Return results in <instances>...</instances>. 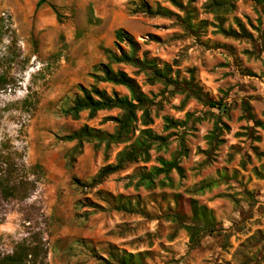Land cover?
Listing matches in <instances>:
<instances>
[{
	"label": "rangeland",
	"instance_id": "obj_1",
	"mask_svg": "<svg viewBox=\"0 0 264 264\" xmlns=\"http://www.w3.org/2000/svg\"><path fill=\"white\" fill-rule=\"evenodd\" d=\"M14 1L0 0L1 175L17 187L11 195L0 185L1 257L25 247L27 264H100L115 247L132 264H264V3L224 0L217 18L211 0H194L193 17L187 0H144L161 9L155 16L129 14L131 0H47L38 10V0ZM118 29L207 102L115 64L153 100L152 124L121 142L69 140L85 127L118 130L119 109L64 114L80 86L95 84L105 49L120 53ZM98 88L130 97L123 86ZM163 162L181 172L155 171Z\"/></svg>",
	"mask_w": 264,
	"mask_h": 264
},
{
	"label": "trees",
	"instance_id": "obj_2",
	"mask_svg": "<svg viewBox=\"0 0 264 264\" xmlns=\"http://www.w3.org/2000/svg\"><path fill=\"white\" fill-rule=\"evenodd\" d=\"M47 0H39L36 9L38 10ZM137 1H140L137 4ZM173 5L183 8V0H168ZM260 3H264V0H256ZM194 0H187V17H193L195 14V9L192 7ZM224 0H211V8L207 10L210 13H213L217 18L220 16L221 12H226L224 8ZM127 11L129 14H139L143 13L149 16L159 15L161 9H153L147 2L144 0H131L127 4ZM190 21V20H189ZM203 24H207V21H201ZM239 30L243 34H247L245 26L237 21ZM231 35H238L236 31H226ZM115 45L120 50V53L114 52L112 49H105V54L108 60V63H100L93 68V73L91 74L92 78L95 81V84L90 88H85L80 86L81 95H76L73 100V104L68 109L64 110L66 116H72L73 118H78L79 115L84 111H89L91 118L95 117L100 111H110L114 109H119L122 113L118 117H112L110 120L117 123L118 130L114 135H108L101 131L90 130L86 127L81 131L71 135L69 140L79 139L80 141L84 138L93 137L95 139H100L101 141H106L110 144V141L121 142L125 140L129 134L136 132L139 128V125L148 127L152 124L151 118V107L153 105V100L145 94L138 82L132 78L127 72L121 69H113L112 65H121L126 64L134 68L139 69L140 71L146 72L148 79L151 84L156 82H162L167 87H173L180 93H187L189 96L196 97L198 100L207 102L203 95L198 89L195 88V85L192 82L185 81V85H180L177 78L172 77V67L170 65H164L162 68L159 67L156 59H149L147 53L143 54V57L139 55L140 47L136 39L126 30L118 29L115 32ZM121 44H126L129 47V52L126 51ZM101 83H108L117 86L125 87L129 93L130 97H120L116 93L109 95L106 90L98 88V85ZM181 88L178 90L176 88ZM211 107H220V103L210 102ZM140 123V124H139ZM148 131L141 130V133H147ZM141 140L138 139L140 144ZM125 154H120L124 156ZM117 166H108L104 168L100 177L103 175H108L118 171L121 167L122 160ZM176 169L178 172H181L177 162L166 163L163 162V167L160 169H155L159 173H169L171 170ZM4 172L3 166L0 163V185L1 189L9 194H14L17 191L16 186H9L2 179V173ZM189 231L190 243L192 246H195V243L198 240L200 233L195 230V227L187 226ZM20 250V251H19ZM17 250L13 255H8L1 257L0 255V264H27L26 259L31 256V252L23 247ZM100 264H132L133 255H122L115 251V247H112V250L109 252L108 258L99 257ZM36 264V263H33ZM44 264V262L40 263Z\"/></svg>",
	"mask_w": 264,
	"mask_h": 264
},
{
	"label": "built area",
	"instance_id": "obj_3",
	"mask_svg": "<svg viewBox=\"0 0 264 264\" xmlns=\"http://www.w3.org/2000/svg\"><path fill=\"white\" fill-rule=\"evenodd\" d=\"M9 17H10V14H8L7 12H3V13H2V18H3L5 21H8V20H9Z\"/></svg>",
	"mask_w": 264,
	"mask_h": 264
},
{
	"label": "crops",
	"instance_id": "obj_4",
	"mask_svg": "<svg viewBox=\"0 0 264 264\" xmlns=\"http://www.w3.org/2000/svg\"><path fill=\"white\" fill-rule=\"evenodd\" d=\"M39 1V0H38ZM38 1H37V3H38ZM1 2H3V3H14L15 1L13 0L12 2H10L9 0H1ZM37 5V4H36Z\"/></svg>",
	"mask_w": 264,
	"mask_h": 264
}]
</instances>
